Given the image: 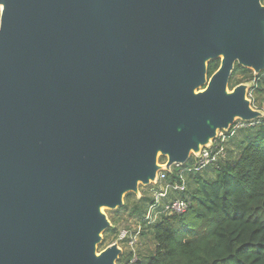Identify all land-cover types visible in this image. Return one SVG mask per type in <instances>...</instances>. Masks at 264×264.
<instances>
[{"label": "water", "instance_id": "95a60500", "mask_svg": "<svg viewBox=\"0 0 264 264\" xmlns=\"http://www.w3.org/2000/svg\"><path fill=\"white\" fill-rule=\"evenodd\" d=\"M237 65L262 0H0V264H117L106 211L264 119Z\"/></svg>", "mask_w": 264, "mask_h": 264}, {"label": "trees", "instance_id": "16d2710c", "mask_svg": "<svg viewBox=\"0 0 264 264\" xmlns=\"http://www.w3.org/2000/svg\"><path fill=\"white\" fill-rule=\"evenodd\" d=\"M262 2L264 4V0ZM219 67V60L211 62L209 77ZM243 83H253L250 91L253 107L263 110L264 72L255 76L237 65L230 89ZM249 124L253 127L242 131L241 152L237 157L230 153L201 172L188 174L186 191H172L162 201L159 211H164L172 200L185 201L188 209L184 214L168 215L158 211L156 222L148 224L144 219L155 199L146 196L138 199L130 194L123 209L115 216L109 214L113 227L104 234L102 245L108 247L119 240L122 231L119 215L126 212L129 219L140 224L141 237H149V255H143L138 249L135 264H264V119ZM221 146L225 148V144ZM193 164L192 158L181 168ZM208 168H214L213 176ZM178 172H164L166 179L156 186L157 192L166 185L182 184ZM131 197L135 201L130 204ZM123 242L128 244L129 240ZM134 255V252H124L117 264H129Z\"/></svg>", "mask_w": 264, "mask_h": 264}, {"label": "built area", "instance_id": "2783aa9c", "mask_svg": "<svg viewBox=\"0 0 264 264\" xmlns=\"http://www.w3.org/2000/svg\"><path fill=\"white\" fill-rule=\"evenodd\" d=\"M222 136V133L220 134V137ZM216 141L212 147L203 149L200 156H193L194 164L191 167L187 168H179V172L177 173L180 181L182 184H174V185H166L159 192H155L154 199L155 203L150 206L149 211L147 213L146 218L144 221H147L148 224L155 223L160 213L164 214L167 213L168 215H174V214H184L188 209V204L183 200H172L168 204L165 205L164 211H159L160 206L162 205V201L167 199L172 191L177 193H183L186 191V177L188 174L201 172L205 168H207L209 165L217 162L221 157H225V150L224 146H221V144H224L223 141L220 139ZM219 142V145H218ZM197 159V160H196ZM166 179V174L164 172L159 174V179L157 184L155 186L159 185L161 182H163ZM160 213H159V212ZM124 230V231H123ZM122 236L120 237L121 241L130 240L136 241L138 237H141L142 228L140 224L136 226L135 228H125L123 229ZM133 232V233H132Z\"/></svg>", "mask_w": 264, "mask_h": 264}, {"label": "rangeland", "instance_id": "374dc122", "mask_svg": "<svg viewBox=\"0 0 264 264\" xmlns=\"http://www.w3.org/2000/svg\"><path fill=\"white\" fill-rule=\"evenodd\" d=\"M251 99L254 102V99L252 98V96H251ZM263 110H264V104H263ZM251 127H253V125L238 121L236 123V127L234 128V130L232 131L230 136H228L227 134L230 133L231 130L228 133H223L222 132V136L220 137V139L225 144V148L226 149L223 147L224 150H225V158H227L228 154H230V153L234 154V156H236V157L239 155V153L241 152L240 142H241L242 135H243L242 131L243 130H248ZM218 145H219V142H218ZM227 150H228V153H227ZM193 159H195V158H193ZM213 169L214 168H212V169L208 168L207 169L208 172L210 173V176L214 175ZM177 170H179V168H177V167L173 168V171H177ZM140 191H141V195L142 196H146L147 198H151L152 199V198H154L155 192L158 191V188L155 185H152L150 187H141ZM133 201H135V200H134L133 197H131L128 202H130V204H131V203H133ZM125 202H126V200H125ZM118 211H115V212L106 211V213L108 215L111 214V215L115 216L116 215L115 213L118 212ZM119 216L122 219L121 223H120V229L121 230L125 229L126 226H128V228L129 227L135 228L136 226H138V223L135 220L128 218L126 212H121ZM123 231H121L120 237L122 236ZM120 237H119V240L117 242H119V244H120L121 248L123 249V251L126 252L127 254H129L130 252H134L136 254V255H134V257L132 258V260H131V262L129 264H135L137 262L138 249L142 250L141 253L143 255H146V256L149 255V252L147 250V248H148V242L147 241H148L149 237H143V238L142 237H138L136 241H132V242H131V239H130L128 244H125L124 242L121 243ZM106 247H107V245H102L100 247L99 251L104 250ZM123 264H125V262Z\"/></svg>", "mask_w": 264, "mask_h": 264}, {"label": "flooded vegetation", "instance_id": "af4514ba", "mask_svg": "<svg viewBox=\"0 0 264 264\" xmlns=\"http://www.w3.org/2000/svg\"><path fill=\"white\" fill-rule=\"evenodd\" d=\"M192 159V158H191Z\"/></svg>", "mask_w": 264, "mask_h": 264}]
</instances>
